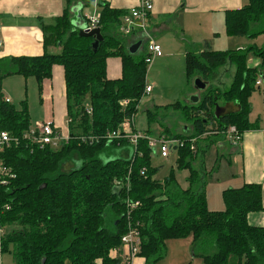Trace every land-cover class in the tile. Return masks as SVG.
I'll use <instances>...</instances> for the list:
<instances>
[{"label":"trees","instance_id":"16d2710c","mask_svg":"<svg viewBox=\"0 0 264 264\" xmlns=\"http://www.w3.org/2000/svg\"><path fill=\"white\" fill-rule=\"evenodd\" d=\"M64 1L63 13L53 24L42 27V56L0 60V130L18 140L0 154L11 174L0 184V264L4 254H11L14 264H122L121 239L129 223L140 232L138 257L145 264L165 257L168 240L188 237L194 256L201 257L204 264H264V226L248 222L250 214L264 211L262 186L250 183L225 190L224 211H210L205 173L192 168L199 138L206 135L216 142L224 139L231 126L241 135L257 127L249 120V101L261 91L256 83L264 73V49L214 51L207 47L186 55L188 80L201 78L209 86L196 105H170L193 127L190 136L166 137L183 143L173 148L176 164L190 172L188 188L179 193L173 190L177 185L173 169L163 182L155 179L158 169L152 166L153 151L146 139L136 148L128 141L105 139L137 114L145 97L150 55L129 53V47L139 40L121 33V19L127 13L108 5L102 8L98 28L104 42L94 52V38L80 37L72 23L74 6L82 3L84 8L89 0ZM263 19L264 0H248L243 8L226 11V35L256 38L264 30L252 32L251 27ZM56 46L61 47L59 54L47 51ZM250 54L260 60L258 67L248 66ZM110 58L121 59L120 79L107 78ZM228 61L235 64L236 71L230 88L222 92L212 82ZM54 66L63 67L65 73L70 140L57 149L40 148L25 137L32 126L27 102L20 108L6 102L1 84L13 75L33 77L41 93ZM219 100L221 106L234 102L242 109L217 120L214 106ZM124 101L129 102L127 106ZM154 108L146 114L148 126L158 115V107ZM80 136L92 140L82 141ZM145 136L151 137L149 130ZM127 202H139V206L130 210Z\"/></svg>","mask_w":264,"mask_h":264},{"label":"crops","instance_id":"0c3cea01","mask_svg":"<svg viewBox=\"0 0 264 264\" xmlns=\"http://www.w3.org/2000/svg\"><path fill=\"white\" fill-rule=\"evenodd\" d=\"M142 1L143 0H89L88 6L84 8L82 3L74 6L72 9V23H80L79 20H81V18L86 23L90 16L100 15L105 5H108L111 9L128 13L130 10L137 8ZM148 1L152 4L153 9L142 19V22L139 21L143 29L137 27L131 35L125 36H131L134 41H143L141 47L143 48V52H146L145 42L151 40L164 51L161 57L165 56V59L179 57L183 59L184 62L189 52L200 53L207 47H210L214 51H226L214 48L223 36L225 38H232L228 37L225 32V13L228 10L243 8L248 3V0ZM64 6V0H0V19L2 22V29L0 31V60L11 57L42 56L45 52L42 27L43 25L53 24L55 18L63 13ZM78 15H80V19ZM123 18L124 17L121 19L122 24ZM122 27L123 25H121V29ZM122 34L124 35V33ZM47 51L50 54H59L61 52V47H50ZM260 64L261 62H256L255 66L252 67H258ZM106 70L108 79H120L122 76L121 59H108ZM15 84L19 85L21 88L24 86L26 90L29 87H34V89H37L39 92L37 80L33 77L26 79L22 76H18L14 81H10L9 78L6 77L1 84L2 95L15 106L17 105L16 101L19 100L18 108H20L22 102H27V100L20 98L23 97V94H21L18 89L15 87H13V89L10 88L15 86ZM146 84L150 86V83L146 82ZM261 87H263V85L260 86V88ZM153 91L154 89L152 88V92ZM196 94L197 93H195V95ZM254 94L249 101L251 105L250 115H252L255 110L253 104ZM40 95L43 104L47 101L48 106L46 107V112H44V120H40L42 118H34L33 124L37 122H51L59 131L68 133L65 73L63 67H53L52 77L43 82ZM192 95L193 91H191V87L187 86L180 92V99L177 102L191 105L193 104L190 101ZM44 99L46 100L44 101ZM254 99H256L257 104L262 105L264 111V93ZM170 105H173V103L167 105L168 108H171ZM250 115V122L256 123L257 127L243 134L241 143L235 145V148L238 149H234V151L239 150L240 153L238 155L240 159L239 162L242 164L243 185L256 183L262 186L264 207V138L262 136V131H264V120L261 119L258 113L256 114L255 120H251ZM133 128L135 131H139L135 124ZM147 130H149L151 138L154 139H162V137H165L164 134L166 137L170 135L168 130H164L155 138L152 136L149 126L142 133H147ZM179 134L184 136L192 135V125L188 122H186L185 125L181 124ZM224 139L216 141L215 143H222ZM214 140L215 139H213V141ZM248 222L252 226H264V211L250 214ZM134 264H145V261L137 257L134 259Z\"/></svg>","mask_w":264,"mask_h":264},{"label":"rangeland","instance_id":"374dc122","mask_svg":"<svg viewBox=\"0 0 264 264\" xmlns=\"http://www.w3.org/2000/svg\"><path fill=\"white\" fill-rule=\"evenodd\" d=\"M263 30L264 19L259 23L253 24L251 27L252 32H260ZM251 46H257L264 49V34L259 35L256 38H225L223 36L214 48L228 51H246ZM163 52L164 51L162 50V53ZM141 55H143V48H141L138 53V56ZM256 62L259 63L260 60L252 54L248 55V66H255ZM235 71L236 66L230 61L221 66L217 70V77L215 78V81L212 82L214 87H218L222 92L227 91L233 81ZM16 77L18 76L13 75L7 78H9L10 81H14ZM146 82L150 83V86H152L154 91L151 94L145 95L139 104L138 112L134 118V124L137 130H139L138 132L141 131L140 133H142L148 128V120L146 116L147 112L154 111V107H158V115L149 126L152 136L156 138L164 130H168L171 135L170 137H175L177 133L180 135V125H185L187 122L184 120L183 113L180 110L176 111L172 108L165 107L171 103L174 104L177 102L180 99V92L187 86L191 87V91H193L192 96L197 93L198 96L201 97V94L196 91L193 82H190L186 76L184 60L179 57L165 59V56L160 58H154L151 56L148 64ZM13 87L18 89L19 92L23 94V97L20 98L27 100L28 111L32 117V126L34 118H42L40 120H44V112H46L48 102L44 99L45 104H43L42 97L38 90L34 89V87H29L26 90L24 86L21 88L16 84L10 88L13 89ZM263 93L264 84L263 87H261V91L256 92L253 96L255 110L253 114L250 115L251 120H255L257 113L260 114L261 119L264 120L262 105L257 104L256 99H254L259 95H263ZM197 94L195 96H197ZM19 102V100L16 101L17 107H19ZM216 104H222V101L219 100ZM164 136L165 137H162V139L168 140L165 134ZM213 139L215 138L203 137L196 140L195 145L198 148V154L197 158L192 162V168L205 173L204 183L208 208L210 211L220 212L225 209L223 191L243 186L242 164L239 162V150L234 151V149L238 148H235L236 146L231 143L229 137H226L222 143H213ZM177 157V152L174 150L170 151L169 156L166 158L161 157L159 153L153 151L151 163L154 168L158 169L155 179L161 182H163L170 175L171 169L174 170L177 185L173 188V190L180 193L188 188L187 180L190 172L187 169L177 168ZM67 167L69 166L67 165ZM1 264H14L12 255H2ZM155 264L204 263L201 257L194 256L192 250V238L188 237L185 239L168 240L166 242L165 257Z\"/></svg>","mask_w":264,"mask_h":264},{"label":"built area","instance_id":"2783aa9c","mask_svg":"<svg viewBox=\"0 0 264 264\" xmlns=\"http://www.w3.org/2000/svg\"><path fill=\"white\" fill-rule=\"evenodd\" d=\"M152 9V4L148 0H143L137 8L130 10L123 18V27L121 29L122 33H124V35H131L135 31V28L138 27L143 29V26H141V23L139 24V21L142 22V19H144L147 14L152 11ZM99 17L100 15L90 16L86 22L85 31H91L98 28ZM1 29L2 22L0 19V31ZM145 51L150 55V57L146 59L147 64H149L151 56H153L154 58L162 56L161 47L151 40L145 42ZM256 85L258 87L262 86V80H258ZM151 92L152 87L146 85L145 95H148ZM5 101L10 102L8 99H5ZM128 103V101H124L122 104L123 106H127ZM87 113H91V110L88 109ZM134 118L135 115H132L129 119H126L123 122L121 129L108 133L105 136V139L108 142H113L115 140L128 141L132 146H134V148L138 146L139 141L146 139L148 141L149 148H151L152 151L159 153L163 158L169 156V153L173 150L174 146L183 145L180 140H157L151 137H146L144 133L142 134L135 131L133 128ZM68 123L69 122L67 121V126ZM262 136L264 138V131H262ZM25 137L30 143H32L33 145H38L40 148L50 147L54 149L61 147V145H63L64 143H68V141L70 140L69 131L68 133H63L59 131L51 122L34 123ZM204 137H206V135H204ZM226 137H229L232 144L239 145L242 141L243 135H241L234 126H231L225 133V138ZM80 139L82 141H90V139L92 140L91 137L86 136H80ZM12 143L18 144V140L16 138L10 137L7 132H3L0 130V154L6 148H9ZM10 175V171L5 168L0 159V184H5L6 182L4 180V177ZM127 203L130 210L137 209V207L139 206V202ZM130 210L129 214L131 212ZM2 235L3 231L0 227V238L2 237ZM121 243L122 246L120 258L122 259V264H134V259L138 257L141 245V236L138 227L133 226L131 223H129L127 232L123 235ZM113 255L116 257L117 251H115Z\"/></svg>","mask_w":264,"mask_h":264},{"label":"water","instance_id":"95a60500","mask_svg":"<svg viewBox=\"0 0 264 264\" xmlns=\"http://www.w3.org/2000/svg\"><path fill=\"white\" fill-rule=\"evenodd\" d=\"M79 16L80 15H78V18L80 19ZM79 21L80 23L73 22L75 30L78 31L80 37L94 38L95 41L92 44V49L95 52L97 48L99 47V45L104 42V37L101 33V29L96 28L91 31H85L86 23L82 20V18ZM142 45H143V41H138L137 43L131 45L129 47V53L132 55L136 54L140 50ZM260 78L262 80V83L264 84V73L261 74ZM193 84H194L196 91H198L199 93L205 92L209 86L208 82L203 81L201 78H196ZM190 101L191 103L196 105L199 103L200 97L198 95L192 96ZM241 109L242 107L234 102L226 103L223 106L216 104L214 106V116L217 120H220L222 118L239 113Z\"/></svg>","mask_w":264,"mask_h":264},{"label":"flooded vegetation","instance_id":"af4514ba","mask_svg":"<svg viewBox=\"0 0 264 264\" xmlns=\"http://www.w3.org/2000/svg\"><path fill=\"white\" fill-rule=\"evenodd\" d=\"M208 85H209V83H208Z\"/></svg>","mask_w":264,"mask_h":264}]
</instances>
